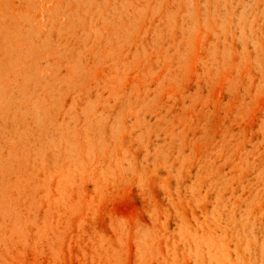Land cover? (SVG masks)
<instances>
[{
  "label": "rangeland",
  "instance_id": "rangeland-1",
  "mask_svg": "<svg viewBox=\"0 0 264 264\" xmlns=\"http://www.w3.org/2000/svg\"><path fill=\"white\" fill-rule=\"evenodd\" d=\"M0 264H264V0H0Z\"/></svg>",
  "mask_w": 264,
  "mask_h": 264
}]
</instances>
